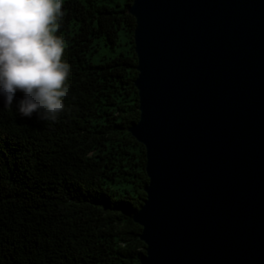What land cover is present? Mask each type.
Returning a JSON list of instances; mask_svg holds the SVG:
<instances>
[{
  "label": "water",
  "instance_id": "95a60500",
  "mask_svg": "<svg viewBox=\"0 0 264 264\" xmlns=\"http://www.w3.org/2000/svg\"><path fill=\"white\" fill-rule=\"evenodd\" d=\"M141 264H264V0H132Z\"/></svg>",
  "mask_w": 264,
  "mask_h": 264
},
{
  "label": "trees",
  "instance_id": "16d2710c",
  "mask_svg": "<svg viewBox=\"0 0 264 264\" xmlns=\"http://www.w3.org/2000/svg\"><path fill=\"white\" fill-rule=\"evenodd\" d=\"M132 0H64L58 35L71 66L56 121L20 115L0 96V264H141L132 218L145 198ZM126 49L93 63L96 38Z\"/></svg>",
  "mask_w": 264,
  "mask_h": 264
},
{
  "label": "clouds",
  "instance_id": "9594fccd",
  "mask_svg": "<svg viewBox=\"0 0 264 264\" xmlns=\"http://www.w3.org/2000/svg\"><path fill=\"white\" fill-rule=\"evenodd\" d=\"M64 0H0V96L21 116L56 121L66 109L72 66L58 35Z\"/></svg>",
  "mask_w": 264,
  "mask_h": 264
},
{
  "label": "rangeland",
  "instance_id": "374dc122",
  "mask_svg": "<svg viewBox=\"0 0 264 264\" xmlns=\"http://www.w3.org/2000/svg\"><path fill=\"white\" fill-rule=\"evenodd\" d=\"M93 45L95 46L94 51L89 54V58L93 63H99L104 58L115 57L118 53L124 52L126 49L125 38L121 34L119 43L114 46L107 44L102 37L96 38Z\"/></svg>",
  "mask_w": 264,
  "mask_h": 264
}]
</instances>
